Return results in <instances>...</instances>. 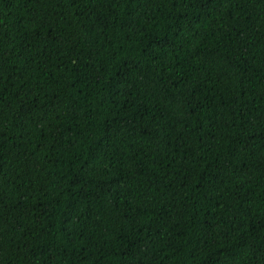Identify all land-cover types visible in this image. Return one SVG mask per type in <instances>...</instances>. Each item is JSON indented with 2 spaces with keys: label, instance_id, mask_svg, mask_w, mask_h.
Wrapping results in <instances>:
<instances>
[{
  "label": "trees",
  "instance_id": "16d2710c",
  "mask_svg": "<svg viewBox=\"0 0 264 264\" xmlns=\"http://www.w3.org/2000/svg\"><path fill=\"white\" fill-rule=\"evenodd\" d=\"M0 264H264V0H0Z\"/></svg>",
  "mask_w": 264,
  "mask_h": 264
}]
</instances>
